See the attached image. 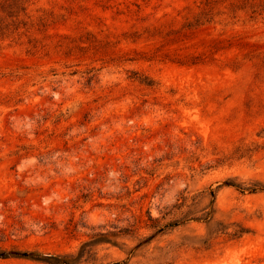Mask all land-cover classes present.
I'll return each instance as SVG.
<instances>
[{"label":"rangeland","instance_id":"rangeland-1","mask_svg":"<svg viewBox=\"0 0 264 264\" xmlns=\"http://www.w3.org/2000/svg\"><path fill=\"white\" fill-rule=\"evenodd\" d=\"M255 183L264 0H0V264H264Z\"/></svg>","mask_w":264,"mask_h":264},{"label":"trees","instance_id":"trees-1","mask_svg":"<svg viewBox=\"0 0 264 264\" xmlns=\"http://www.w3.org/2000/svg\"><path fill=\"white\" fill-rule=\"evenodd\" d=\"M228 182H230V181H228ZM230 183H232V182H230ZM238 186H240L242 189H249L251 191H256L258 188L264 187V185L262 183H255L252 187H248V188L244 187V186H241V185H238ZM178 224H179L178 220L171 221L168 224H165L164 226L160 227L159 231L165 230L166 227L167 228H172L174 226H177ZM242 232L243 231H241L239 233H242ZM100 235H101V237H99L97 239L85 242L83 244L78 256H74V255H60V256L49 255V256L45 257V259L47 261L53 263V264H76V261L82 257L83 252L86 249V247H88V246H90L92 244L98 243V242H114L108 236L109 234L100 233ZM10 256L26 257V258L30 257V258H37V259L40 258V257H35L32 254V252H29V251H15L14 253H7L6 251L0 249V257L6 258V257H10ZM112 264H122V263L115 262V263H112Z\"/></svg>","mask_w":264,"mask_h":264}]
</instances>
